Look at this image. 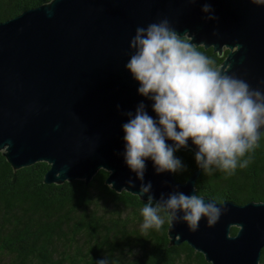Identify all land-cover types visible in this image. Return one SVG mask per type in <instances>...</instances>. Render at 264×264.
<instances>
[{"label": "water", "instance_id": "1", "mask_svg": "<svg viewBox=\"0 0 264 264\" xmlns=\"http://www.w3.org/2000/svg\"><path fill=\"white\" fill-rule=\"evenodd\" d=\"M210 3L218 20L206 21L203 3L187 0H50L0 21V151L15 169L49 163L46 183H88L105 169L114 190L138 195L142 181L125 162L122 125L141 102L148 115L158 116L125 67L137 27L167 19L196 46L213 47L219 55L228 49L219 68L264 93V6ZM188 148L198 151L190 139L180 149ZM145 164L143 183L151 182L154 201L173 191L197 194L203 169L179 181L173 172L157 174L150 158ZM201 197L227 213L213 226L202 218L197 231L169 223L171 244L187 242L212 264H264V201ZM140 198L147 201V195Z\"/></svg>", "mask_w": 264, "mask_h": 264}, {"label": "clouds", "instance_id": "2", "mask_svg": "<svg viewBox=\"0 0 264 264\" xmlns=\"http://www.w3.org/2000/svg\"><path fill=\"white\" fill-rule=\"evenodd\" d=\"M187 2H202L201 11L208 14L204 19L218 20L211 14L210 0ZM249 2L264 6V0ZM191 41L192 36L187 32L178 35L164 19L137 27L129 45L134 52L125 67L140 85L138 94L154 102L152 109L158 116L156 120L148 115L141 102L135 115L126 113L129 120L122 125L125 162L142 181L138 195H147L141 209V230L145 232L150 228L160 230L166 219L172 225L186 223L190 231H197L202 218H206L207 226H213L228 211L214 201L206 203L198 194L179 191L169 193L167 199L161 194L154 201L151 182L143 183L147 159L154 162L157 174L183 171L185 166L174 153L187 147L190 139L198 148L195 161L204 173L215 166L231 175L238 166L246 168L251 163V155L244 157L258 147L264 129V93L228 74L227 69L218 68ZM127 183L135 187L131 178ZM96 264H109V260L101 259Z\"/></svg>", "mask_w": 264, "mask_h": 264}, {"label": "trees", "instance_id": "3", "mask_svg": "<svg viewBox=\"0 0 264 264\" xmlns=\"http://www.w3.org/2000/svg\"><path fill=\"white\" fill-rule=\"evenodd\" d=\"M50 0H0V21ZM197 49L219 68L223 55L213 47ZM193 149L174 153L185 166L175 172L186 181L198 166ZM252 161L229 175L215 166L202 171L197 194L217 201H264V131ZM241 158V159H244ZM50 164L39 161L15 169L0 151V264H212L187 242L171 244L169 222L160 230H141V209L147 201L106 183L100 169L90 182L74 179L46 183ZM238 227H232L236 234ZM261 260L264 261V247Z\"/></svg>", "mask_w": 264, "mask_h": 264}]
</instances>
